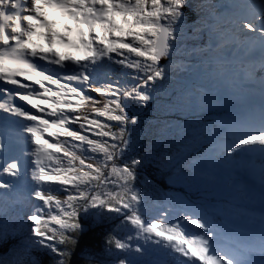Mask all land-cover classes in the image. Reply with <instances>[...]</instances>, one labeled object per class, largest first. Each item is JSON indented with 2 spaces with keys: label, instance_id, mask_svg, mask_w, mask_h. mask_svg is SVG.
I'll return each instance as SVG.
<instances>
[{
  "label": "snow or ice",
  "instance_id": "obj_1",
  "mask_svg": "<svg viewBox=\"0 0 264 264\" xmlns=\"http://www.w3.org/2000/svg\"><path fill=\"white\" fill-rule=\"evenodd\" d=\"M161 174L264 201V0H0V264H264V212Z\"/></svg>",
  "mask_w": 264,
  "mask_h": 264
},
{
  "label": "rangeland",
  "instance_id": "obj_2",
  "mask_svg": "<svg viewBox=\"0 0 264 264\" xmlns=\"http://www.w3.org/2000/svg\"><path fill=\"white\" fill-rule=\"evenodd\" d=\"M59 30L60 29L58 27V31ZM227 111L228 109L225 107L214 105L197 107L189 113L188 119L189 122H195L201 125L211 124L213 121L223 118V116L227 114ZM203 144V138L194 139L190 144L185 146V155H187L189 152H196L195 156L192 158L203 157L204 155H206L202 148ZM254 160L255 163L257 162L258 164H260L258 156L255 157ZM254 183L256 185L250 183L252 191L248 195L237 192L235 190H229L222 181H218L215 186H209L204 190H201V188L199 187H193L187 184L180 183V185H183L185 189L183 194L179 193L178 189L176 188H168L160 191L167 193L168 195L176 199L192 201L195 203H205L210 206V208L216 215L221 216V219H223L222 213L227 212V207H222L225 204L226 200H231L233 204H242L243 206H245L249 213L247 217L248 222L252 226L253 230L258 233L260 228V214L264 212V203H262L263 201L260 197L259 181L256 178L254 180ZM170 187H174V185H170ZM190 191H194L193 194L190 193ZM169 219H171V217H169ZM186 227L190 228V226ZM162 258L170 260L172 257L165 256ZM182 259L183 257H175V259L172 258L174 264H179L180 260Z\"/></svg>",
  "mask_w": 264,
  "mask_h": 264
},
{
  "label": "trees",
  "instance_id": "obj_3",
  "mask_svg": "<svg viewBox=\"0 0 264 264\" xmlns=\"http://www.w3.org/2000/svg\"><path fill=\"white\" fill-rule=\"evenodd\" d=\"M93 95H95V94H93ZM189 153H191V152H189ZM195 154H196V152H192L190 158L194 157ZM157 180H159V184H158L159 191L163 190V189H168V188H170V189H175L176 188V189H178L179 193H181V194H183V192L185 191L184 186L180 185V183H176L174 185V187H170V185H169L170 182H169V179H168V177L166 175H163V174L158 175L157 176ZM193 192L194 191H190V193H192V194H193ZM84 227L86 229L85 238H87L88 236H94L96 241H97V243L102 242L103 237L100 234L102 230L99 227L94 225L91 221H85L84 222ZM93 229H95V231H93ZM4 251H5L4 247L0 246V255H3ZM170 260L172 261V258ZM172 264H174L173 261H172Z\"/></svg>",
  "mask_w": 264,
  "mask_h": 264
},
{
  "label": "bare ground",
  "instance_id": "obj_4",
  "mask_svg": "<svg viewBox=\"0 0 264 264\" xmlns=\"http://www.w3.org/2000/svg\"><path fill=\"white\" fill-rule=\"evenodd\" d=\"M57 50H58V51H64V49H62V48H57ZM25 106L27 107V105H25ZM258 150H259L258 147H257L256 149H254V151H256V152H257ZM259 163H260V162H259ZM255 164L257 165V167L259 166V164H258L257 162H256ZM256 179L258 180V178H256ZM254 180H255V179H252V180L250 181V183L253 184V185H256V184L254 183ZM262 203H264V201H263ZM244 207H245V206H244ZM263 210H264V209H263ZM250 212H251V211H250ZM257 212H258V211H257ZM260 216H261V214H260ZM168 259H169V258H168ZM172 261H173V260H172Z\"/></svg>",
  "mask_w": 264,
  "mask_h": 264
}]
</instances>
